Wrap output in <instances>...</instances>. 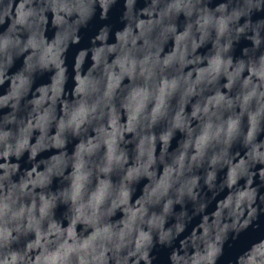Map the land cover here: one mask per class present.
<instances>
[{
	"label": "clouds",
	"instance_id": "1",
	"mask_svg": "<svg viewBox=\"0 0 264 264\" xmlns=\"http://www.w3.org/2000/svg\"><path fill=\"white\" fill-rule=\"evenodd\" d=\"M0 264H264V0H0Z\"/></svg>",
	"mask_w": 264,
	"mask_h": 264
}]
</instances>
